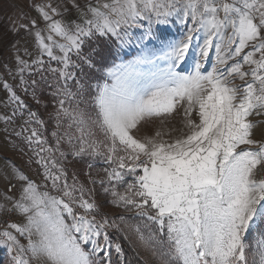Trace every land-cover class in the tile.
I'll return each mask as SVG.
<instances>
[{"label":"snow or ice","instance_id":"snow-or-ice-1","mask_svg":"<svg viewBox=\"0 0 264 264\" xmlns=\"http://www.w3.org/2000/svg\"><path fill=\"white\" fill-rule=\"evenodd\" d=\"M30 7L44 25L13 23L38 46L31 63L17 57L16 67L37 105L51 90L55 146L43 137L45 121L7 83L16 107L5 113L4 130L22 121L12 134L38 157L43 187L50 181L59 195L23 174L17 189L6 173L12 195L0 196V212L21 218L0 227L9 264H132L109 231H120L125 216L109 218L96 188L86 189L75 173L69 183V156L103 159L104 176L89 173L88 183L98 184L114 208L147 222L146 232L135 231L159 264H249V254L252 264H264V131L256 135L264 120L251 119L264 117V0H57ZM73 9L75 18L65 15ZM143 21L147 29L134 36ZM169 23L183 26L179 39L153 31V24ZM133 40L139 53L116 63ZM190 56L193 70L185 74ZM64 125L74 131L61 133ZM253 232L255 247L248 243Z\"/></svg>","mask_w":264,"mask_h":264},{"label":"rangeland","instance_id":"rangeland-1","mask_svg":"<svg viewBox=\"0 0 264 264\" xmlns=\"http://www.w3.org/2000/svg\"><path fill=\"white\" fill-rule=\"evenodd\" d=\"M143 28L140 29H131V32L133 33L134 36H139L143 34L144 30L147 29L148 27V22L143 21ZM153 31L156 32L157 35L163 34L169 39H179L180 35L182 34L183 31V26L180 24L176 23H169L167 25H152ZM138 43V40H133L130 45L120 51V58L116 59V63H120L121 60L123 61H128L132 60L137 53H139L140 49L136 46ZM155 43V41H153ZM149 47H152V44L148 45ZM100 47L105 48V47H110L107 45H100ZM85 51H87V46L85 47ZM211 60L205 64V67L211 70V63L215 60V55L214 53H210ZM109 59H112V57H109ZM45 64H47L49 61L44 60ZM193 64L194 60L189 58V60L182 66L184 73L191 72L193 70ZM51 66L53 68L58 67L57 63L55 61L51 62ZM179 70V69H178ZM85 71H87V68H85ZM45 76H47L48 81L51 85L55 86L56 80L53 77L51 73L45 72ZM2 82L7 83L14 91H16V88L18 90H21L20 94V99L26 104L27 99H30L29 97H25V91L24 87L20 84V77L18 73H12L11 75L9 74V71L7 74H4V71L2 72ZM39 79V77H36ZM96 81H93L95 83ZM47 93L49 94L48 97H43L41 96V104L37 105L35 99L33 98L32 100V110L37 111L38 114L41 116V118L45 121L46 118H49V114L53 113L54 111V102L52 101L51 97V90L48 89ZM49 103V104H48ZM8 105L5 107V105ZM16 105L12 104L10 102V94L3 88V86L0 85V196H3L5 193L8 194L7 191V185H8V179L4 178L6 176V173L12 176V184L15 183L17 189L19 188V182H18V176L23 174L33 181H35L38 185H41V190L42 191H50L52 195H59L58 192L52 191L51 189V182H48V187L44 188V180H43V169L40 167V165L36 164L34 161L38 159L28 148V146L23 142L21 138L16 137L13 133V131H19V125L22 123L21 120H17L15 124H9L7 127V132L4 130L5 129V123H4V115L7 113L8 115H11L12 109L15 108ZM45 108L47 110H45ZM27 118V117H25ZM253 120H264V117H251ZM171 124L175 125L176 124V119H172L170 121ZM264 125L262 123L260 126ZM160 126V121L157 120L154 122L153 127ZM259 126V127H260ZM43 137L48 140L49 145H52L53 147L55 146V140L52 135L54 131H57L56 123L54 120H50L49 124L47 125L45 122V127L41 129ZM74 131L72 129H68L67 125H64V128L60 130L61 133L64 134H71V132ZM27 135V133H25ZM61 147L67 151V145L62 144ZM57 159H59V154L56 153ZM29 157H32V161L29 160ZM86 162L91 161L94 159V161H101L103 160L101 157H88L85 156L83 157ZM82 159V160H83ZM68 160L71 161L65 162V167L68 170V173H71L69 175V183H72L71 176L73 173H75L76 178L79 183H83L86 187L92 188L91 184L88 183L89 180V174L88 177L86 175L83 177L82 174L80 175L79 173L81 172L80 166H77L76 161L77 159H73L71 156L68 157ZM80 160V159H78ZM38 173H40L38 175ZM84 173V172H83ZM97 173L98 176H95ZM87 174V173H85ZM92 176V179H99V170L96 171L93 169L90 173ZM120 191H123V189H119ZM11 196V194H8ZM87 195V193H86ZM99 197V196H98ZM97 200V199H96ZM99 203V200L97 201ZM2 203V202H0ZM103 212L107 213L109 218L115 219L119 215L125 216V221H117L120 232H122L127 239L130 241V243L135 247L137 251H140L142 253V256L145 261H147L150 264H159V259L157 256H154L152 252L146 248L138 239V235L135 231L137 227L141 229V231L146 232L147 229H145L144 225L147 223L146 221L141 220L140 217L136 216L135 213H129V212H124L123 209H116L114 206L109 203V207L102 209ZM3 212H0V215ZM15 216V222L14 223H19L21 221V218L14 213ZM154 227V226H153ZM115 230V229H110ZM22 244H26V240L21 239ZM255 247V243H254ZM11 260V256L9 252L7 251L6 248L0 247V264H9Z\"/></svg>","mask_w":264,"mask_h":264},{"label":"crops","instance_id":"crops-1","mask_svg":"<svg viewBox=\"0 0 264 264\" xmlns=\"http://www.w3.org/2000/svg\"><path fill=\"white\" fill-rule=\"evenodd\" d=\"M36 5L44 3H56L57 0H0V85L3 86L2 72L18 73L16 67V58L21 57L29 63L36 58L37 45L33 40L32 34L27 30H19L18 32L13 30V23L16 27H19L20 23H28L31 19H38V27L42 28L44 22L39 17V14L35 7H30L33 4ZM83 2V0H81ZM93 4L96 0H91ZM71 3V0H68ZM25 13L27 19L21 21L18 19L19 13ZM66 16L71 15L76 17V11L73 9L71 13H65ZM57 19L59 17H56ZM47 35V33H45ZM59 40V38H55ZM55 51V50H54ZM43 60H48L47 56L40 57ZM264 131V125L256 129L257 138H259L261 132Z\"/></svg>","mask_w":264,"mask_h":264},{"label":"trees","instance_id":"trees-1","mask_svg":"<svg viewBox=\"0 0 264 264\" xmlns=\"http://www.w3.org/2000/svg\"><path fill=\"white\" fill-rule=\"evenodd\" d=\"M15 92H16V94L19 97H20V94H22L21 90H18L17 88H16ZM42 96L43 97H48L49 96V94L47 93V90H45L43 92ZM25 97H29L30 98V99H27V101H26L27 103L26 104L29 105L32 108V104L31 103H32L33 97L31 95V89L29 90L28 93H25ZM45 122L48 125L49 122H50V119L46 118ZM88 162H86L85 159H83V160L82 159H80V160L77 159V161H76L77 164L76 165L80 166V168H81V170H80L81 172L79 173L80 175L82 174L83 177L85 175H86V177H88V174L91 173V171L93 169H95L96 171L99 170V177H98L99 179L104 176V171L103 170L105 168H107L108 165L105 164L103 162V160H101V161H94V159L91 160V162L94 165L92 169L88 168ZM85 173H87V174H85ZM68 174L70 175L71 173H68ZM95 176H98L97 173L95 174ZM91 186L95 187L96 190H97V195L95 197L97 199V201L99 200V203L104 204V207L102 209H105V208L109 207V203L105 201L103 195L100 193L99 185L97 184L95 186H93V185H91ZM110 234H111L113 240H118L121 243L123 249L125 250V254H126L127 259L129 261H132V264H150V263H148L147 261L144 260V258L142 256V253H140V251H137L135 249V247L130 243V241L128 239H125V235L122 232L116 231V230H111ZM258 239H259V236H257L256 233L253 232L248 237V243L254 247V243ZM249 264H252V256H251V254H249Z\"/></svg>","mask_w":264,"mask_h":264},{"label":"built area","instance_id":"built-area-1","mask_svg":"<svg viewBox=\"0 0 264 264\" xmlns=\"http://www.w3.org/2000/svg\"><path fill=\"white\" fill-rule=\"evenodd\" d=\"M13 184L16 185L15 183H13ZM7 191H8V189H7ZM13 191H15V189ZM8 194L12 195V192L8 191ZM4 221H7L8 223H14L15 222L14 213H9L8 215H5L4 213H2L0 215V227H3Z\"/></svg>","mask_w":264,"mask_h":264}]
</instances>
